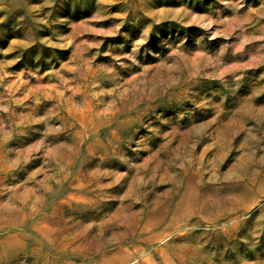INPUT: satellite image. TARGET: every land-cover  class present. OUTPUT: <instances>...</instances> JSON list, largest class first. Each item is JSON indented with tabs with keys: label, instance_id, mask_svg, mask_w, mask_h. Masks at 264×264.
I'll return each instance as SVG.
<instances>
[{
	"label": "rangeland",
	"instance_id": "obj_1",
	"mask_svg": "<svg viewBox=\"0 0 264 264\" xmlns=\"http://www.w3.org/2000/svg\"><path fill=\"white\" fill-rule=\"evenodd\" d=\"M0 264H264V0H0Z\"/></svg>",
	"mask_w": 264,
	"mask_h": 264
}]
</instances>
